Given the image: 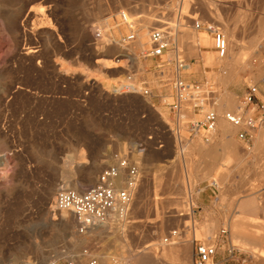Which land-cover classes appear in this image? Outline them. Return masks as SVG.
Segmentation results:
<instances>
[{"label": "rangeland", "instance_id": "rangeland-1", "mask_svg": "<svg viewBox=\"0 0 264 264\" xmlns=\"http://www.w3.org/2000/svg\"><path fill=\"white\" fill-rule=\"evenodd\" d=\"M187 1L181 15L182 3L177 0H0V166L15 168L11 187L0 185V264H63L75 259L76 250L87 251L89 261L96 259L98 264H122L124 259L137 264L134 256L140 252L148 256L150 250H155L156 258L147 257L144 262H148L141 264H194L197 243H216L219 231L195 214L196 196L213 180L218 183L226 171L218 167L214 177L208 176L207 166L214 162L211 146L217 142L218 130L233 125L221 119L211 146L200 138L176 142L171 132L174 115L168 106L175 75L173 56L160 65L162 59L145 57L139 39L130 48L116 44L130 34L120 12L136 19L138 34L146 17L152 24L149 32L177 17L179 35L184 23L190 40L205 34L212 41L205 30H195L194 18L218 22L228 40V53L235 56L226 69L213 41L209 50L216 62L208 66L195 48L186 44L179 48L184 78L212 82L218 90L214 109L222 113L236 111L237 91L246 92L257 83L248 78L244 86L241 75L257 66L264 68V0ZM102 59L112 60L113 66H104ZM128 84L139 90L129 91ZM144 88L151 89L153 96L143 95ZM222 100L228 101L227 108ZM235 129L228 133H237L234 146L254 160L247 173L252 175L247 192L259 194L262 202V219L250 220L261 245L246 241L234 229L231 241L248 254V264H260L264 124L250 142L240 140V130ZM122 156L140 162L142 175L126 219L93 238L79 234L75 221L63 228L61 212L51 209L64 186L62 172L71 171L87 183L100 164L97 181ZM173 230L180 235L172 245L164 238ZM80 240L91 242L81 245ZM171 248L180 256L165 260L161 253Z\"/></svg>", "mask_w": 264, "mask_h": 264}, {"label": "built area", "instance_id": "built-area-1", "mask_svg": "<svg viewBox=\"0 0 264 264\" xmlns=\"http://www.w3.org/2000/svg\"><path fill=\"white\" fill-rule=\"evenodd\" d=\"M177 1L183 2V0ZM120 17L122 22L128 24L130 21L131 23L130 34L122 37V42L128 43L136 40V22L125 12H120ZM176 19L177 17L165 26L151 30L149 50L144 52L145 57L162 59L160 65H164L167 60L170 61L168 57L173 56L171 61L175 64V75L172 81V101L168 103V106L174 115L171 132L175 141L181 145L185 139L191 141L197 136H202L205 145L210 144L213 139L212 135L217 130L221 119H225L239 128L238 138L240 140L251 141L256 130L264 124V98H261L259 86L251 84L247 87L246 92L238 102L236 111H224L222 113L216 111L214 107L218 104V90L215 85L209 81L189 82L182 74L183 51L175 44L173 28L169 24L176 23ZM194 28L196 31L205 30L211 35L213 49L219 58L227 56L228 40L218 22L203 23L194 18ZM125 87L131 92L139 90L131 84ZM140 91L145 96H153V92L149 88ZM141 177L140 164L128 156H122L114 164L107 166L99 174L97 183L86 190L78 192L73 189H61L56 196V209L70 211L75 216L77 232L84 235L104 223L114 213L127 215ZM221 234L226 235L228 232L222 230ZM179 235L177 230H173L164 240L167 243L173 240V242H178ZM216 239L215 244L206 242L196 244L194 264H222L217 260L219 236ZM225 243L227 245L222 250L223 252H227L230 258H239L240 264H248L249 257L243 249L233 244L231 240L225 241ZM90 263L97 264L98 261L93 259ZM63 264L78 263L75 259H69ZM122 264L132 263L124 259Z\"/></svg>", "mask_w": 264, "mask_h": 264}, {"label": "crops", "instance_id": "crops-1", "mask_svg": "<svg viewBox=\"0 0 264 264\" xmlns=\"http://www.w3.org/2000/svg\"><path fill=\"white\" fill-rule=\"evenodd\" d=\"M262 72L264 73V68L257 66L252 72L245 71L240 79L244 86L248 78L257 81L256 84L261 90V98H264V74ZM244 93L245 91H237L238 101ZM231 131L233 130H218L217 143L212 146L208 145L212 148L214 158V162L207 166L208 176L214 177L218 167L226 171L220 174L218 183L213 180L212 185L198 191L196 196L197 213L195 214L198 219L202 223L208 221L213 229L219 231L217 260L222 264H240L239 258H230L227 252L222 251L227 245L225 241L231 240V230L242 231L243 234L238 236L246 240L245 234L253 235L252 231H254L252 227L254 223L250 220L262 219V202L259 194L250 195L247 192L252 181V175L247 173L248 169L254 165V160L245 156L243 148L234 146L233 140L237 138V133L233 136L229 135ZM222 230H227L228 234H221Z\"/></svg>", "mask_w": 264, "mask_h": 264}, {"label": "bare ground", "instance_id": "bare-ground-1", "mask_svg": "<svg viewBox=\"0 0 264 264\" xmlns=\"http://www.w3.org/2000/svg\"><path fill=\"white\" fill-rule=\"evenodd\" d=\"M190 2V1H189ZM187 4H188V1L187 0H183V2H182V5H181V7H180V9H179V13H181V15L182 14H184V11H186V9L185 8H188L187 7ZM210 4V3H209ZM208 4V5H209ZM185 9V10H184ZM207 9H208V13L211 15V16H213V9H211V7L210 6H207ZM125 12V11H124ZM126 13V12H125ZM187 16H191V15H189V14H186ZM129 16V15H128ZM130 17V16H129ZM214 17V16H213ZM216 17V16H215ZM131 18V17H130ZM194 18V17H193ZM132 20H134L135 22H136V25H137V21H136V19L134 18V17H132ZM110 22H112V21H110ZM151 22V20H150V18L149 17H146V19L145 20H143L142 21V23H141V26H140V30H141V32L138 34V25L136 26V35H137V38H136V40H138L139 39V44H140V46H142L143 48L145 47V49L144 50H146V51H148L149 50V46H150V32H149V26H150V23ZM182 22V21H181ZM211 22V21H210ZM123 24H125L126 26H127V28L131 31V23H130V21H129V23L127 24V23H125V22H122ZM170 24V23H169ZM152 25V24H151ZM171 26H172V28H173V34H174V42H175V44L177 45V46H179V45H182V46H184V44H186V45H188V49H191V48H195V51L197 50L198 51V54H199V56L201 57V59H202V61L204 62V64L206 65V66H208V64H213V63H215L216 61H215V57H214V55H213V53H212V51L211 50H209V47H210V45L212 44V41L210 42V37H208V35H205V34H203V35H200V36H197L196 38L195 37H193V39H192V37H191V39L192 40H190V36H191V34H190V32H189V29L187 30L186 28H184L183 26H186V25H184V23H183V25L180 23V25H181V27L179 28L180 29V35H179V30H178V24H170ZM112 26V25H111ZM111 26H109L110 27V29H111ZM153 27V26H152ZM188 28V27H187ZM114 31V33H113V35L115 36V29L113 30ZM235 31V30H234ZM112 32V31H111ZM111 32H110V35H111ZM192 32V31H191ZM118 33V32H117ZM189 34H190V36H189ZM198 34V33H197ZM233 34H235V33H232V35ZM118 35V34H117ZM179 36V37H178ZM232 37V36H231ZM234 37V36H233ZM232 37V38H233ZM116 38H117V36H116ZM227 38V37H226ZM136 40H134V41H132V42H128V43H124V42H122V40L120 39L119 41L117 40V42H116V44H121L123 47H124V49L125 48H130V46L132 45V44H134L135 42H136ZM234 40V39H233ZM230 41V40H229ZM236 40H234V42H235ZM232 43V42H231ZM233 44V43H232ZM231 47V46H230ZM148 48V49H147ZM180 49V48H179ZM228 51H229V45H228ZM192 52V51H191ZM230 52V51H229ZM237 54V53H236ZM232 56H234V54L232 53V54H229L228 53V56H226L225 58H221L222 60H224L225 59V61L226 62H224V64H223V69H226L227 68V66H228V61L229 60H231V59H233L232 58ZM235 57V56H234ZM135 59H136V57H134ZM133 58V59H134ZM101 61V60H100ZM102 61H103V64H104V66H106V67H108V68H110L111 66H113L111 63H112V60H108V61H106V60H103L102 59ZM215 61V62H214ZM101 63V62H100ZM114 63V62H113ZM225 67V68H224ZM69 70H70V68H65L64 69V71H66V72H69ZM133 86V85H132ZM230 101V100H229ZM221 104V103H220ZM222 105L224 106V108H227L228 107V101H226V100H222ZM219 107V106H218ZM231 111V110H230ZM190 113V112H189ZM219 126V125H218ZM218 128V127H217ZM230 128V127H229ZM236 128V126H232L231 127V129H229V130H234ZM260 128V127H259ZM258 128V129H259ZM257 129V130H258ZM256 130V131H257ZM215 132H217V130H215ZM213 133V135L214 134H216V133ZM261 134V133H260ZM213 135H212V138H213ZM255 135H256V132H255ZM255 135H254V137H255ZM215 136H217V135H215ZM260 136V135H259ZM197 138H200L201 140H202V136H197L196 137V139ZM215 139V138H214ZM254 139V138H253ZM252 139V140H253ZM251 140V141H252ZM259 140V139H258ZM216 141V140H215ZM234 141V140H233ZM203 142V141H202ZM213 142V139H212V141L210 142V144ZM230 142V141H229ZM250 142V141H249ZM217 143V142H216ZM215 143V144H216ZM225 143H227L226 141H225ZM214 144V143H213ZM259 144V143H258ZM207 145H209V144H207ZM84 158V155H82L81 156V159H83ZM132 159V158H131ZM134 161H136V160H134ZM138 162V161H137ZM139 164H140V162H138ZM102 166V165H101ZM140 168H141V165H140ZM100 170V164L99 165H97V168H96V172L94 173V172H92L91 174H89V179H88V182L87 183H84V182H82L81 180H79V179H76V178H74V175H75V173H73V172H71V171H67V170H64L63 172H62V177H63V179H64V186L62 187L63 189L65 188V189H73V190H76V191H78V192H82V187L83 186H86V185H90V187L91 186H93V185H95L96 183H97V181H95V179H96V176H97V174H98V171ZM97 180H98V178H97ZM50 195V194H49ZM55 194L53 193V196H54ZM55 200H53V203H52V206H51V209L54 211L55 210V208H56V206H55V201H56V197L54 198ZM130 209H131V207H130ZM51 210V211H52ZM58 211H60V210H58ZM130 211V210H129ZM61 213V215H60V218H59V220H60V225L63 227V228H66V227H68L69 225H70V223L72 222V221H75V223H76V219H75V216L70 212V211H66V210H61L60 211ZM51 213V212H50ZM52 214V213H51ZM51 214H48V216H47V219L49 220L50 218H52L51 217ZM128 214H129V212L127 213V215L126 216H124V215H120V214H118V213H114V214H112L111 216H110V218L108 219V220H106L104 223H102V224H100L99 226H97L96 228H94V229H92V230H90V231H88L86 234H84V235H87V234H89L91 237L92 236H94L97 232H99V231H107L108 229H111V230H113L114 228H113V226L112 225H115V223H121L123 220H125L126 219V217L128 216ZM54 215V214H53ZM54 217V216H53ZM56 218V217H55ZM55 220V219H54ZM117 225V224H116ZM113 228V229H112ZM110 232V231H109ZM107 233V232H106ZM104 234V233H103ZM237 235H242L243 233H242V231H238L237 233H236ZM170 235V234H169ZM96 236H98V235H96ZM95 236V237H96ZM101 236V235H100ZM209 237V236H208ZM93 238V237H92ZM245 238H246V240L248 241V242H250V243H252V244H254V245H261V239H258L257 238V236L256 235H252V234H245ZM165 239V238H164ZM81 241V240H80ZM165 241V240H164ZM174 241V240H173ZM173 241L172 242H169V243H173ZM91 241H85V240H82L81 241V245H84V244H89ZM74 245H76L77 244V242L76 241H74ZM167 243V242H166ZM213 244H214V242H213ZM173 245V244H172ZM165 248V247H164ZM173 248V247H172ZM170 249V251H163V253H161V255L165 258V260H170V259H178L179 258V256H180V251L179 250H175V249ZM176 248H178V247H176ZM156 249V248H155ZM139 252V251H138ZM87 253V252H86ZM86 253H80V250L79 251H77L76 250V253L75 254H73L74 256V258L75 259H77V261H78V264H91L90 262L93 260V259H91L90 261H89V257H90V255L89 254H86ZM262 253V252H261ZM148 254V256H146L145 255V253L142 255L141 254V252L140 253H138L136 256H134V257H136L135 258V262L137 263V264H141L142 262H144L145 261V259L148 257V258H150V259H153L154 260V258H156V256H157V253L155 252V250L154 251H151L150 250V252L149 253H147ZM186 256V255H185ZM150 261H152V260H150ZM259 261H260V264H264V253H263V255H260L259 256ZM148 262V261H147ZM147 262H144V263H147ZM154 262V261H153ZM153 262H152V264H153ZM175 262V261H174ZM165 263V262H164ZM167 263V262H166ZM165 263V264H166ZM170 263V262H169ZM182 263V262H181ZM98 264V263H97Z\"/></svg>", "mask_w": 264, "mask_h": 264}, {"label": "clouds", "instance_id": "clouds-1", "mask_svg": "<svg viewBox=\"0 0 264 264\" xmlns=\"http://www.w3.org/2000/svg\"><path fill=\"white\" fill-rule=\"evenodd\" d=\"M15 168L13 165L0 166V185L11 187L14 182Z\"/></svg>", "mask_w": 264, "mask_h": 264}]
</instances>
